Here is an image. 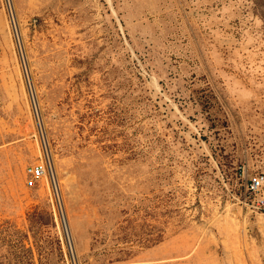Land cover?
Returning <instances> with one entry per match:
<instances>
[{
	"label": "rangeland",
	"instance_id": "rangeland-1",
	"mask_svg": "<svg viewBox=\"0 0 264 264\" xmlns=\"http://www.w3.org/2000/svg\"><path fill=\"white\" fill-rule=\"evenodd\" d=\"M261 171L264 0H0V264H264Z\"/></svg>",
	"mask_w": 264,
	"mask_h": 264
},
{
	"label": "built area",
	"instance_id": "built-area-1",
	"mask_svg": "<svg viewBox=\"0 0 264 264\" xmlns=\"http://www.w3.org/2000/svg\"><path fill=\"white\" fill-rule=\"evenodd\" d=\"M48 177L54 180V169L49 155L27 167L26 186L34 188ZM245 190L247 205L258 212L264 213V171L251 175L246 181Z\"/></svg>",
	"mask_w": 264,
	"mask_h": 264
}]
</instances>
